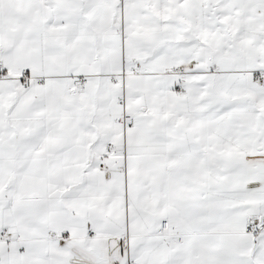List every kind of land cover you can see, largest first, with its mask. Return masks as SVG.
I'll return each instance as SVG.
<instances>
[{"label": "snow or ice", "instance_id": "1", "mask_svg": "<svg viewBox=\"0 0 264 264\" xmlns=\"http://www.w3.org/2000/svg\"><path fill=\"white\" fill-rule=\"evenodd\" d=\"M0 264H264V0H0Z\"/></svg>", "mask_w": 264, "mask_h": 264}]
</instances>
